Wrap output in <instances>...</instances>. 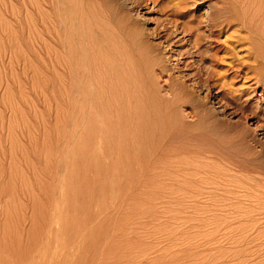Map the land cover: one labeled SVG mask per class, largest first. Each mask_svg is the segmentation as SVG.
Segmentation results:
<instances>
[{"label":"rangeland","instance_id":"374dc122","mask_svg":"<svg viewBox=\"0 0 264 264\" xmlns=\"http://www.w3.org/2000/svg\"><path fill=\"white\" fill-rule=\"evenodd\" d=\"M173 1L0 0V264H264V0Z\"/></svg>","mask_w":264,"mask_h":264},{"label":"bare ground","instance_id":"6f19581e","mask_svg":"<svg viewBox=\"0 0 264 264\" xmlns=\"http://www.w3.org/2000/svg\"><path fill=\"white\" fill-rule=\"evenodd\" d=\"M161 1V0H160ZM164 1V0H163ZM173 1V0H171ZM152 2H158V0H152ZM166 3H169V2H166ZM171 4V3H169ZM172 10L174 11V14L175 16H173L172 20L173 22L175 23H178L179 25H181V27L183 28L185 34H187L186 36H189V38L192 40V42H194V45L197 44L198 40V36L195 35L196 32H199V31H196L194 32L195 30H192L191 28L187 27V20H186V17L185 16H188V12H187V9H188V5H187V2L186 0H181V1H178V0H174L172 2ZM172 11V12H173ZM179 12H182V15L181 13ZM170 14V13H169ZM172 16V15H171ZM170 17V16H169ZM178 17V18H176ZM199 24V23H197ZM221 24V23H220ZM219 24V25H220ZM194 25V24H193ZM197 26V25H196ZM220 27V26H219ZM218 27V28H219ZM221 31V30H220ZM183 32V31H182ZM196 43V44H195ZM197 46V45H196Z\"/></svg>","mask_w":264,"mask_h":264}]
</instances>
